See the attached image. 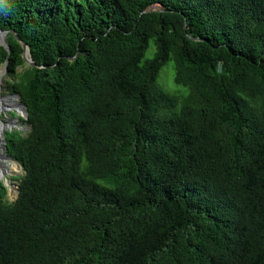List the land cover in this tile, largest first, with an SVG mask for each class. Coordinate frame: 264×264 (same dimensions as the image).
<instances>
[{
	"label": "trees",
	"instance_id": "1",
	"mask_svg": "<svg viewBox=\"0 0 264 264\" xmlns=\"http://www.w3.org/2000/svg\"><path fill=\"white\" fill-rule=\"evenodd\" d=\"M0 30L37 66L7 33L0 264H264V0H0Z\"/></svg>",
	"mask_w": 264,
	"mask_h": 264
},
{
	"label": "rangeland",
	"instance_id": "2",
	"mask_svg": "<svg viewBox=\"0 0 264 264\" xmlns=\"http://www.w3.org/2000/svg\"><path fill=\"white\" fill-rule=\"evenodd\" d=\"M155 53V47L153 45V42H149L148 49L145 53V58L144 59H152ZM27 64L25 63L24 66L18 68V73H20L23 68H26ZM10 80V78L6 77L5 75L2 78V85L0 87V92H1V98H6L11 95H9L11 92L8 91V87L6 85L5 80ZM156 83L158 86H160L163 90L168 92L169 94L177 97V105L179 107L182 99L186 96L188 93V89L182 86H178L174 83V69H173V63L171 61L167 62L163 68L160 70ZM11 98L17 100L16 97L11 96ZM17 103L20 104V102L17 100ZM178 107H175L173 111H177ZM5 117V115H3ZM6 116H8L11 121H16L18 126H14L10 131H19L21 134L25 135L29 131L28 124L26 121L23 119L22 114L20 112H15V111H10ZM1 153L4 155L5 152L3 151L4 145L3 143L1 144ZM17 166V169L13 170L11 173H5V177H3V180L0 181L1 183H6L4 186V189L6 191L5 199L6 201H13L16 197V191H15V186L17 184V181L14 182V179L22 175V168L21 166L14 162ZM6 180V181H5ZM9 183V184H8ZM10 188L13 189L12 193H10Z\"/></svg>",
	"mask_w": 264,
	"mask_h": 264
},
{
	"label": "bare ground",
	"instance_id": "3",
	"mask_svg": "<svg viewBox=\"0 0 264 264\" xmlns=\"http://www.w3.org/2000/svg\"><path fill=\"white\" fill-rule=\"evenodd\" d=\"M10 111L21 112L20 104L17 103V100L15 101V99L11 98V96L1 98L0 92V179L4 177L5 173H11L13 170L17 169L16 164L5 159V155L3 156L1 153L2 138L5 131H10L14 126H18L16 121H11V119L6 116ZM3 115H5V117Z\"/></svg>",
	"mask_w": 264,
	"mask_h": 264
},
{
	"label": "water",
	"instance_id": "4",
	"mask_svg": "<svg viewBox=\"0 0 264 264\" xmlns=\"http://www.w3.org/2000/svg\"><path fill=\"white\" fill-rule=\"evenodd\" d=\"M11 33L13 35V37L16 39L17 42H19L21 44V47L23 49V53H22V59L24 60V62L27 64V66L29 67H37L35 65V63L33 62L31 56H30V52H29V49L28 47L26 46L25 43H23L22 41H20V39L17 37V35L15 34V32L13 31H2L0 30V46L4 47L6 50H8V45L5 41V37L7 35V33ZM6 73V65L4 64L2 67H0V87L2 85V78L3 76L5 75ZM9 95L11 96H14L17 98L18 101H20L19 99V96L16 95V94H12L10 93ZM20 107H21V114H22V117L25 121H27L28 119V114H27V110H26V107L23 105V104H20ZM5 132H12V131H5ZM4 137V136H3ZM2 143H3V138H2ZM6 150V147L4 146L3 148V151ZM5 159L7 160H11V158L8 156V154L6 153L5 154ZM14 162V161H12ZM18 188V184L15 186V190ZM13 189L10 188V192L12 193Z\"/></svg>",
	"mask_w": 264,
	"mask_h": 264
},
{
	"label": "flooded vegetation",
	"instance_id": "5",
	"mask_svg": "<svg viewBox=\"0 0 264 264\" xmlns=\"http://www.w3.org/2000/svg\"><path fill=\"white\" fill-rule=\"evenodd\" d=\"M3 138H4V137H3ZM3 145H4V140H3ZM4 146H5V145H4ZM4 152H5V154H6V150H4ZM5 154H4V155H5ZM4 155H3V156H4ZM4 158H5V157H4ZM4 177H5V174H4ZM1 180H3V178H1L0 181H1ZM3 181H4V180H3ZM15 181H16V179H14V182H15ZM8 184H9V183H8ZM5 185H6V183L3 182V183L0 184V187H1V186L4 187ZM16 185H17V184H16ZM5 193H6V192H5ZM10 193H11V192H10Z\"/></svg>",
	"mask_w": 264,
	"mask_h": 264
},
{
	"label": "clouds",
	"instance_id": "6",
	"mask_svg": "<svg viewBox=\"0 0 264 264\" xmlns=\"http://www.w3.org/2000/svg\"><path fill=\"white\" fill-rule=\"evenodd\" d=\"M13 161V160H12Z\"/></svg>",
	"mask_w": 264,
	"mask_h": 264
}]
</instances>
